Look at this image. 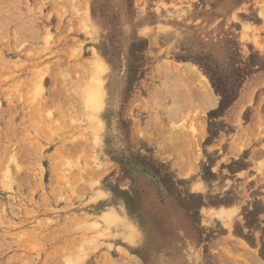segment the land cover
<instances>
[{
  "label": "rangeland",
  "instance_id": "1",
  "mask_svg": "<svg viewBox=\"0 0 264 264\" xmlns=\"http://www.w3.org/2000/svg\"><path fill=\"white\" fill-rule=\"evenodd\" d=\"M0 264H264V0H0Z\"/></svg>",
  "mask_w": 264,
  "mask_h": 264
},
{
  "label": "bare ground",
  "instance_id": "2",
  "mask_svg": "<svg viewBox=\"0 0 264 264\" xmlns=\"http://www.w3.org/2000/svg\"><path fill=\"white\" fill-rule=\"evenodd\" d=\"M160 69L162 70V76L164 77L162 82L165 83L167 90L168 87L171 89L172 95L177 98L176 102L180 105H192L199 99L203 100L206 108L216 104L217 99L214 96L212 89L204 80L205 78H202L201 72H199L194 65L189 63L174 64L166 61L160 65ZM93 100L96 99L92 96L87 100L89 110L93 109V106H91Z\"/></svg>",
  "mask_w": 264,
  "mask_h": 264
},
{
  "label": "trees",
  "instance_id": "3",
  "mask_svg": "<svg viewBox=\"0 0 264 264\" xmlns=\"http://www.w3.org/2000/svg\"><path fill=\"white\" fill-rule=\"evenodd\" d=\"M226 103H227V101L223 99L222 100V104H226Z\"/></svg>",
  "mask_w": 264,
  "mask_h": 264
}]
</instances>
